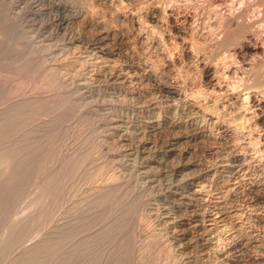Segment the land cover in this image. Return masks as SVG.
<instances>
[{
	"label": "rangeland",
	"instance_id": "1",
	"mask_svg": "<svg viewBox=\"0 0 264 264\" xmlns=\"http://www.w3.org/2000/svg\"><path fill=\"white\" fill-rule=\"evenodd\" d=\"M112 1L0 0V264H264V160L251 159L257 155L256 127L246 128L245 141L231 134L224 138L214 128L217 142L211 140L207 149L182 142L180 149L191 152L197 164L190 181L163 173L165 165L185 162L177 155L163 162L162 177L154 183L143 177L146 157L160 150L169 134L134 130L147 120L159 82L172 81L178 69L188 92L203 89L200 67L175 50L166 23L157 30L140 27L144 13L165 7L175 15L171 24L186 32L183 16L196 13L209 35L218 27L216 14L245 12L243 19L259 22L261 44L264 0ZM210 44L206 53L216 54ZM98 47L114 51L118 71L139 68L136 78L128 85L99 81L97 70L106 61L93 52ZM261 55L252 62L247 58L254 75L264 66ZM221 56L225 63L220 55L211 60L237 65L231 56ZM150 73L161 81L156 84ZM241 73L249 78V72ZM232 78L228 84L237 86L239 78ZM172 103L166 97L159 105ZM121 119L131 127L117 133L110 127ZM190 131L187 135L195 133ZM190 184L198 194L189 202L171 195L187 192ZM203 211L202 228L189 225L192 236H186L180 222Z\"/></svg>",
	"mask_w": 264,
	"mask_h": 264
},
{
	"label": "bare ground",
	"instance_id": "2",
	"mask_svg": "<svg viewBox=\"0 0 264 264\" xmlns=\"http://www.w3.org/2000/svg\"><path fill=\"white\" fill-rule=\"evenodd\" d=\"M102 1H106V0H102ZM107 1L109 2V0H107ZM111 1L112 0H110V2ZM110 2H109V4H111ZM133 2H135V1H133ZM194 2H196V1H194ZM243 5H244V3H243ZM145 7H147V6H145ZM232 7H233V5H232ZM161 8L162 7H156V8H153L152 10L150 9L146 13H144L145 14L144 17H145L146 22L148 21L147 19L151 20V23H153V26H151L150 23L149 24H145L146 22H139L138 21V23H140L139 24L140 27L141 26L146 27L147 30L149 28H151V29L152 28H155L157 30L158 28H161L166 23L167 26L171 29V31L173 33V34H171V32H169L170 33L169 35H171L173 41L175 42V44L177 46V47H175V50H177L178 52H180L181 55H184V56L186 55L187 58L194 59L192 61H194L195 63H197V66L196 67H200V71H201L202 75H201V81L199 83L201 84V86L203 87V89H199V87H198V90L197 91H195L193 89L194 90L193 92H191V91L188 92V90H187V88H188L187 85L188 84H186L187 82L185 81V78L183 79V77H184L183 75L185 73L184 74L182 73L183 75L181 74V70H180L181 68L180 69L177 68L178 69V72L176 71L177 73L173 77V80L172 81H168L167 83H163V82L160 83L159 82V84H158L159 85L158 86L159 87V91H158L159 96L156 97L154 95L155 97L151 101H149L148 107L150 109H149V112H148L149 113V116L147 117V120L144 121V122H142V125L141 126H137L134 130H136L137 132L141 133L142 130L144 131V129H146V130H148L149 134L150 133L151 134H159V133H165L166 132V133L169 134V137H168L167 141L165 139V141L161 143V144H163L162 147L160 148V150L155 151V153L153 155H149V156L146 157V155H147L146 152L143 153V154H146L145 155L146 161H145V167H144L145 171L143 172V174H144L143 177L144 178H148L149 180L148 179L147 180L150 183H154L156 181L158 182V180H156V179H158L159 177H162L161 174H162V171L164 170V169L161 168L162 166H164L163 165V162H166V164H167V163L170 162L171 159L173 160V158L175 156H177V155L179 156L180 155L178 159H180L182 157L185 162L183 164L180 162L181 164H178V165H174V163H173V165H171V167L165 165L168 168V170H164L163 173L164 174L165 173L166 174L167 173H171L173 175L174 174H178V175H181L182 178L185 181L189 180V178L191 177V174H192V169L196 168L197 167V164H196L195 161H193L194 158H193V160L191 159L192 158L190 156V153L191 152L189 153L188 151H186L187 149H184V150L180 149V146L179 145L182 142L184 143V141L185 142L186 141H192V142L197 143V146H198V144L205 145V148H206V146H210L208 144L210 143L211 140L212 141L213 140L216 141V139H217V137H216L217 134H216V136L214 135L215 134V131H214V134L212 132V130L214 128H216V130L218 131V133L220 135L223 134L224 138L226 136L224 134H231L232 138H234L235 140L238 141V140L244 139V141H245L244 131H247L246 128L249 129V127L251 128V127H254L255 126L256 127L257 134L255 133L256 134V138L253 137L255 139V141H256V142L253 141V143L255 142L257 144L255 145V143H254V145L256 147H255V150L254 149L253 150L255 151L254 153H256L257 155H254V157H251V156L250 157H251V159H254V160L257 159L259 162H262L264 160V72H262V70H264L263 69L264 66H263V64H261L263 67H261V69H262L261 72L259 71L260 74H256V71H257L256 70V71H254V73L256 75H254L253 74V69L251 67L252 65L250 64L249 61H247L248 60L247 58H252V59H250L251 62H252V61L255 60V59H253L254 57H258V56H260L261 54L264 53V46L261 45L264 42L261 41L262 43L260 44L259 38H258V36H259L258 35V29L260 28L259 30H261V26L260 27H257V26H259V25H257V23H259V22L258 21H253V20H248L247 18H244L243 19V17L246 16L245 15V12L243 11V8H242V11L244 12V14H242V15H244L243 17H240L238 14H237L238 15L237 16L235 13H230V12L229 13L228 12L227 13L225 12L224 14L223 13L222 14L220 13V14H216V18L218 19V22H216V23H218V27H216V28H218V29L215 28L216 31L214 29H213L214 31L212 29H210L211 31H210L209 35H205V30L204 29H205L206 26H205V23L203 21L202 16H199L198 15L200 18H197V19H195V17H196L195 14L196 13H193V15L192 14L191 15H187L186 14L185 16H183V19L182 20H184L187 23V25L189 26V31L186 32L185 29L177 26L176 24L175 25H172L171 24V19H173V17L175 16L174 14H173L174 16H172L170 13H168V11H167L168 9H165V7H164V9H161ZM199 8H200V6H199ZM120 9H121V7H120ZM194 12H197V11L195 10ZM117 16H118V14H117ZM127 16H129V15H127ZM132 16L133 15L131 14V17ZM261 16H262V14H261ZM125 17H126V15H125ZM139 18H137V19L139 20ZM141 18H143V17H141ZM141 18H140V20L143 21ZM259 18H261V17H259ZM126 20H128L127 17H126ZM130 21H133L134 22L133 19H130ZM133 22H132V24H133ZM138 26H135V27H138ZM223 28L225 30L222 33L221 29H223ZM143 30H145V29H143ZM156 30H152V33H154ZM162 31H164V30L162 29ZM142 32L144 34V31H142ZM146 33L148 34V32H146ZM207 33H208V31H207ZM261 33H262V31H261ZM153 35H155V34H153ZM138 36L140 37V39H143V36H142V33L141 32L138 34ZM150 37L148 36V39ZM157 37L160 38L159 36H157ZM169 37L170 36H168V38ZM152 38H154V37H152ZM145 39H146V41H148L146 37L144 38V40ZM156 39L157 38H155V40ZM172 39H171V41H172ZM101 40H103V39H101ZM158 40H157V42H159V43L161 42L160 44H162V41H160V40L158 41ZM166 42H168V41H166ZM210 42L213 43V45L210 44ZM152 44H153V42H152ZM157 44H155V45H157ZM175 44H171V45L173 46ZM205 44L212 45L213 46V49L215 48L217 50V51L214 50L217 53L215 54V53L212 52L213 50H209V51L212 52V54L210 56H208L207 53L209 51L206 53V49L207 48L205 49ZM198 45L201 47V49H202V47L204 48L202 51L205 50L204 51L205 53L203 52L205 55L203 53L200 54L202 51H201V49H200V47ZM210 45H208V47ZM210 49H212V47H210ZM93 50H94L93 52H96V54H98L101 57L100 59H102L103 61H106V62H100V67L98 68L99 70H97L99 72L96 74V78L99 79V81L101 80V81L104 82V80H105L106 82H111V83L113 82V84L114 83L115 84L120 83L121 85H128L131 81H133L136 78L135 75H136V73H137V71H138L139 68L138 69L137 68L133 69V68H131V67H133V65H132L131 67H128V70H126V73H125L124 71L123 72L122 71H118L113 66L114 64H112V63H114V55H115L114 51H112L110 49H107L105 47H98V48H94ZM223 54H224V57L225 58L228 57V56H231L229 58L233 59L234 61L236 60L237 61L236 62L237 65L232 62L233 60L232 61H229V62L226 61V63L227 62L228 63L232 62L233 63L232 65L231 64L230 65L229 64L228 65H225L224 64L225 63L224 58H222L224 60L223 61L224 63L223 62H217L215 60H211L212 58L214 59V58L218 57L219 55H220L219 58L221 59V57H222L221 55H223ZM165 57L167 58V56H165ZM171 57L168 56L169 59ZM229 58H227V60ZM179 60H180L179 57L176 56V62H180ZM216 60H217V58H216ZM166 61H167V59H166ZM169 61H171V60H169ZM246 61L249 62V63H247ZM256 61H258V59ZM149 63H147V64H149ZM129 64H131V63H129ZM150 64H152V63H150ZM222 65H225V66H223V69H221ZM261 65H259V66H261ZM176 66L177 65H175V67ZM189 66H190V64H189ZM259 66H258V68H259ZM143 69H144V67H143ZM148 69L146 67V70L147 71H148ZM90 71H91V68H90ZM141 71H143V70H141ZM246 72H249V74L246 73ZM158 73H160V72L158 71ZM240 73L242 75L243 74H245V75L248 74L249 75V78L247 77V79H245L243 76L242 77H239V74ZM150 74H151L150 77H152V74L153 73H150ZM158 75L161 76V73L158 74ZM232 76L239 78V81H237L239 83L238 84L239 86L237 85V83H236L237 86H235V83L234 84H232V83L228 84L229 83V80H231V81L233 80ZM252 76L255 79H252L251 78ZM186 77H187V75H186ZM193 77H194V75H193ZM152 78H154L155 83L157 82V80H159L157 76L152 77ZM190 78H192V77H190ZM234 79H236V78H234ZM236 80H238V79H236ZM159 81H161V80H159ZM86 88H88V87H86ZM195 88H197V87H195ZM131 93H132V91H131ZM166 97L169 98V99H171L174 102V104L172 103L173 106L164 108V107H162V106L159 105V104H161L162 99L163 98H166ZM142 105H143V103H142ZM112 124L113 125H111L112 127H110V128H112L113 130H115L117 133H121L122 131H125V129L128 130V128L131 127V126L130 127H127L125 125L126 124L125 121H123L122 119L121 120H116L115 122H112ZM133 127L134 126H132V128ZM189 128L191 129V131H194L195 133H192V134H189L188 133L189 135H187V132H189V130H190ZM187 129H189V130L187 132H185ZM250 131H254V130H251L250 129ZM137 132H135V133H137ZM252 133H249L248 135H250V134L252 135ZM118 135H121V134H118ZM245 135H247V134L245 133ZM124 136H125V134H124ZM228 137H229V135H228ZM142 139H143V137H142ZM219 139H221V137H219ZM250 139L251 138H249V140ZM215 141H213V144L217 142V141L216 142ZM190 144H193V143H190ZM223 144H224V142H223ZM230 144H231V142H230ZM219 146H220V144H219ZM147 152H148V150H147ZM127 154H129V153H127ZM127 154L125 156H127ZM240 157H242L243 159H246V158L249 157V155L248 156H245L244 155V156H240ZM183 160H181V161H183ZM167 161H169V162H167ZM238 169H240V168H238ZM202 170H204V169H202ZM195 173H196V171H195ZM164 174H163V176H164ZM197 174H198V172H197ZM166 177H167V175H166ZM191 184H190V187L188 188V191L187 192L194 190V186H192ZM187 192L178 193L177 191H174V192L171 193V195L172 196H179V198H182V200H187L189 202L192 199V196L195 197L198 194L197 193V190H194L193 191L194 193H191V194L190 193L188 194ZM195 200H197V199H195ZM193 211H195V210H193ZM203 213L194 214L195 216L192 215L193 216L192 219H189L190 218L189 217L188 218L189 220L188 219H185L184 221H181L180 222V224L183 226L184 230L186 231V236H188V237H191L192 236L189 233L190 231L188 232L189 229H188L187 226L191 225L193 227L191 229L199 228V227L202 226L201 225L202 224L201 223L202 220H204V219L207 218V216L205 215V212L204 211H203ZM185 221H188V222L190 221V223H186ZM210 221H212V218H211ZM173 222H172V224H173ZM191 226H189V228ZM207 235H208V233H207ZM179 240H180V238H179ZM196 242H198V241H196ZM35 246L36 245H34L32 249H34ZM35 248H37V246Z\"/></svg>",
	"mask_w": 264,
	"mask_h": 264
}]
</instances>
